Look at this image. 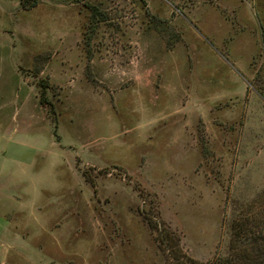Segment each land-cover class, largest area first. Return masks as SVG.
I'll list each match as a JSON object with an SVG mask.
<instances>
[{
  "label": "rangeland",
  "instance_id": "374dc122",
  "mask_svg": "<svg viewBox=\"0 0 264 264\" xmlns=\"http://www.w3.org/2000/svg\"><path fill=\"white\" fill-rule=\"evenodd\" d=\"M263 226L264 0H0V264L210 263Z\"/></svg>",
  "mask_w": 264,
  "mask_h": 264
},
{
  "label": "trees",
  "instance_id": "16d2710c",
  "mask_svg": "<svg viewBox=\"0 0 264 264\" xmlns=\"http://www.w3.org/2000/svg\"><path fill=\"white\" fill-rule=\"evenodd\" d=\"M248 233L249 232H247V234ZM244 236L246 235L242 234L240 237L237 235L233 240V249L235 251H233L228 258L214 260L210 263L191 261V264H264V226L259 228L258 233L252 237L256 246L249 248H237L241 242L248 241V239L246 240V237Z\"/></svg>",
  "mask_w": 264,
  "mask_h": 264
}]
</instances>
